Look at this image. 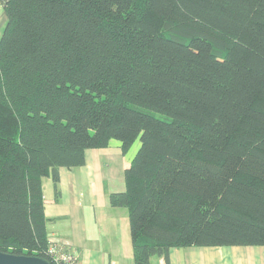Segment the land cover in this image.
I'll return each instance as SVG.
<instances>
[{"label": "trees", "instance_id": "obj_1", "mask_svg": "<svg viewBox=\"0 0 264 264\" xmlns=\"http://www.w3.org/2000/svg\"><path fill=\"white\" fill-rule=\"evenodd\" d=\"M0 1V251L54 264L43 178L112 139L136 264L264 245V0Z\"/></svg>", "mask_w": 264, "mask_h": 264}, {"label": "crops", "instance_id": "obj_2", "mask_svg": "<svg viewBox=\"0 0 264 264\" xmlns=\"http://www.w3.org/2000/svg\"><path fill=\"white\" fill-rule=\"evenodd\" d=\"M7 19L0 1V39ZM112 142L113 139L108 147L87 149L86 163L82 166L60 167L59 194L56 191L53 193L55 184L52 177L43 178L44 211L48 218L50 238L77 251L80 264H136L129 210L110 202L112 192L124 191L126 188L125 170V182L122 168L117 170L121 189L112 191L107 187H98L95 182L97 177L105 178V174L95 173L93 168L98 165L101 156L106 157V163L112 161L109 157ZM115 143L120 149V141ZM151 264H264V245L173 247L169 261L154 255Z\"/></svg>", "mask_w": 264, "mask_h": 264}, {"label": "rangeland", "instance_id": "obj_3", "mask_svg": "<svg viewBox=\"0 0 264 264\" xmlns=\"http://www.w3.org/2000/svg\"><path fill=\"white\" fill-rule=\"evenodd\" d=\"M115 142H118V140L113 139V142L109 146V157L112 161L109 160L108 163H106V157L101 156L98 159V165L93 168V171L95 173L99 172L105 174V178L103 179H100L98 177L95 178L96 185L98 187H107L112 191L121 189L119 186V184H121V181L119 179V176L117 175V170H120L122 168V179L124 181V170L126 167L129 166L131 162V156H135L141 144L139 139L136 140V142L129 149L128 153L124 155V153L120 151L119 147L116 145ZM123 186L125 187L124 183ZM53 193H55L54 189ZM64 246L67 245L64 244ZM87 263H90V261L87 260ZM92 264L96 263L93 262Z\"/></svg>", "mask_w": 264, "mask_h": 264}, {"label": "built area", "instance_id": "obj_4", "mask_svg": "<svg viewBox=\"0 0 264 264\" xmlns=\"http://www.w3.org/2000/svg\"><path fill=\"white\" fill-rule=\"evenodd\" d=\"M49 251L53 256L54 264H80L78 252L64 244L53 243Z\"/></svg>", "mask_w": 264, "mask_h": 264}, {"label": "water", "instance_id": "obj_5", "mask_svg": "<svg viewBox=\"0 0 264 264\" xmlns=\"http://www.w3.org/2000/svg\"><path fill=\"white\" fill-rule=\"evenodd\" d=\"M0 264H51V262L40 256L18 255L0 251Z\"/></svg>", "mask_w": 264, "mask_h": 264}, {"label": "clouds", "instance_id": "obj_6", "mask_svg": "<svg viewBox=\"0 0 264 264\" xmlns=\"http://www.w3.org/2000/svg\"><path fill=\"white\" fill-rule=\"evenodd\" d=\"M53 242H54V243H60V242H56V241H53ZM52 244H53V243H52ZM52 244H51V245H52ZM61 244H62V243H61ZM51 245H50V246H51ZM49 248H50V247H49Z\"/></svg>", "mask_w": 264, "mask_h": 264}]
</instances>
